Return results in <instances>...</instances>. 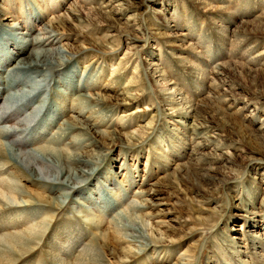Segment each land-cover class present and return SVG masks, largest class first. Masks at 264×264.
Wrapping results in <instances>:
<instances>
[{"label": "rangeland", "instance_id": "rangeland-1", "mask_svg": "<svg viewBox=\"0 0 264 264\" xmlns=\"http://www.w3.org/2000/svg\"><path fill=\"white\" fill-rule=\"evenodd\" d=\"M0 13L7 24L0 26V46L11 50L0 58L7 64L24 53V44L4 27L21 23L34 36L50 20L69 16L55 46L65 48L70 60L47 77L55 81L73 71L77 82L84 72L89 93L111 97L110 128L146 132L136 147H113L109 141L100 146L97 172L107 171L111 178L100 192L106 201L82 199L83 205L72 206L73 195L57 223L65 221L89 236L94 227L109 228L112 217L131 202L143 201L148 205L135 212L139 218L127 210L120 221L130 216L136 225L145 222V232L158 242L129 264H264V0H0ZM74 38L81 52L65 45ZM108 39L117 47L105 53L95 48ZM129 84L139 87L127 89L137 94L134 100L126 97ZM45 93L51 98L49 89ZM62 106L70 112L71 97ZM193 165L211 168L226 180L221 187L201 188L211 200L207 205L184 185L196 183L188 172ZM105 180L100 175L87 184L98 187ZM175 180L178 189L168 185ZM188 205L204 207L199 221L185 213ZM39 208L26 223L46 228L49 212ZM19 217L12 223L22 226L25 220ZM62 236L55 237L56 245ZM40 243L34 252L46 250ZM186 249L193 257H184ZM79 251L70 245L65 261L71 264Z\"/></svg>", "mask_w": 264, "mask_h": 264}, {"label": "bare ground", "instance_id": "bare-ground-1", "mask_svg": "<svg viewBox=\"0 0 264 264\" xmlns=\"http://www.w3.org/2000/svg\"><path fill=\"white\" fill-rule=\"evenodd\" d=\"M4 18L0 13V26L7 25L1 23ZM68 20L69 16L65 15L50 20L34 36L31 29L23 28L21 23L4 27L10 37L16 41L22 40L24 49L20 50H24V53L19 56L17 52L8 64L9 60L0 58V176L11 177L8 182L0 179V264H32L35 257L36 264H68L64 254L70 245L80 247L71 264H129L158 242L145 232V222L140 221L136 225L134 218L128 220L132 216L139 218L135 212L147 208L148 204L145 205L143 201L131 202L127 206L130 213L127 210L116 213L111 219V224L115 225L112 224L103 232H100V227H94V232L89 236L77 226L74 229L67 227L65 221L57 223V214L64 212L73 195L70 205L75 206L83 205L82 199L88 203L97 197L106 201L100 192L107 188L111 178L105 174L107 171L97 172L103 157V154L98 153L100 146L109 141V146L113 147H136L146 134L139 129L126 131L110 128L107 111L113 108L110 105L111 97L99 92L89 93L91 90L87 82L90 83V80L85 81L84 72L77 82L72 78L73 74L76 77L73 71H68L65 76L61 74L59 80L55 81L47 77L50 71H61L70 60V54L65 48L55 46L60 39L58 30ZM22 28L24 31L19 32ZM78 42L79 39L74 38L70 44L65 45L77 50L80 48ZM112 43L109 39L96 42L95 48L111 51L117 47H113ZM0 49V55H7L11 51L7 46H0ZM82 49H79L80 52ZM217 68L225 69L224 66ZM155 71L158 76L164 77V71ZM169 83L173 85L174 82ZM129 85L125 89L126 97L134 100L137 94L131 96L127 89L136 92L139 87ZM48 89L51 98L44 96ZM67 96L71 97L70 115L57 124L58 116L67 112L62 106ZM180 101L195 110L188 97H182ZM173 104V101L170 102L171 106ZM217 110L223 112L221 108ZM83 116L86 117L84 121L81 118ZM188 172L196 183L184 185L203 198L206 205L211 200H208L201 188H217L218 185L221 187L226 184L225 179L213 175L215 172L211 168L193 165ZM100 175H105L106 180L100 182L98 187L95 184L90 188L87 183ZM168 185H176V189L179 187L176 180ZM39 206L49 212L46 228L53 221L55 223L48 234H45L46 228L38 229L26 223L27 217L38 214L41 209ZM184 211L191 217L196 215L198 221L205 212L204 207L197 205H188ZM125 213L132 216H126L127 220L125 218V222H122L120 216ZM19 215L25 220L22 226L12 223L21 218ZM65 216L70 218L69 215ZM60 234L63 235L62 240L56 245L54 239ZM187 234L191 235L192 231ZM40 241L45 242L47 251L34 252ZM191 253V250L186 249L184 257H193Z\"/></svg>", "mask_w": 264, "mask_h": 264}]
</instances>
